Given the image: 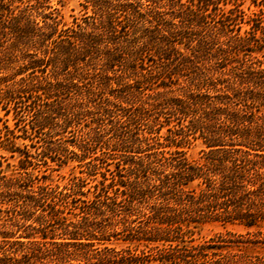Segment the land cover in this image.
Instances as JSON below:
<instances>
[{
  "label": "trees",
  "instance_id": "1",
  "mask_svg": "<svg viewBox=\"0 0 264 264\" xmlns=\"http://www.w3.org/2000/svg\"><path fill=\"white\" fill-rule=\"evenodd\" d=\"M48 2L0 0V100L36 133L89 114L88 139L125 153L91 197L0 171V264H264L241 240L186 239L264 221V21L241 33L227 0H84L67 26ZM163 126L202 159L160 149ZM139 213L136 236L161 246L99 242Z\"/></svg>",
  "mask_w": 264,
  "mask_h": 264
},
{
  "label": "rangeland",
  "instance_id": "2",
  "mask_svg": "<svg viewBox=\"0 0 264 264\" xmlns=\"http://www.w3.org/2000/svg\"><path fill=\"white\" fill-rule=\"evenodd\" d=\"M48 3L51 5L49 10L56 8L59 18L67 26L74 25L75 21L81 22L85 15L91 13L89 7L83 6L84 0H49ZM229 7H236L237 14L242 18L239 22L241 33L249 28L247 20L253 18L264 21V0H227L224 9ZM21 75H15L14 79ZM55 118L59 124L60 118ZM93 125L95 123L89 114H79L69 126L63 128L52 126L51 129L44 128L36 133L29 124H26L25 119L17 118L12 104L0 100V171L7 176L28 174L36 177L33 179L35 184H49L55 191L70 193L75 197L84 195L91 197L100 182L107 183L111 172L121 167L124 156L122 153H125L112 142L108 145L104 142L109 135L104 130L101 131L102 135L98 141L89 140V130ZM159 134L164 144L160 149L168 151L180 149L191 160L202 159V150L206 147L200 138L176 146L165 139L170 137L166 126L159 130ZM0 207L3 208L5 205L0 204ZM142 219L140 213L132 215L128 219L130 222L126 227L127 231H123V227L119 226L115 229V234L108 235V239L99 242L118 250L129 249L136 253L142 251L149 253L151 251L149 246L156 244L161 246L162 241L149 242L140 234L136 236V225L138 221L142 222ZM190 238L194 243L212 240L234 244L233 240H241L238 244L249 252L264 255V221L259 226H245L239 222L220 220L206 221L193 227L192 233L186 239ZM55 239H58L57 235ZM151 263L156 264L157 261Z\"/></svg>",
  "mask_w": 264,
  "mask_h": 264
}]
</instances>
